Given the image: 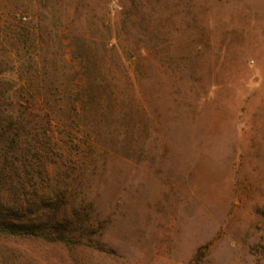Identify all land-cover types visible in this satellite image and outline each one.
<instances>
[{"label": "rangeland", "instance_id": "1", "mask_svg": "<svg viewBox=\"0 0 264 264\" xmlns=\"http://www.w3.org/2000/svg\"><path fill=\"white\" fill-rule=\"evenodd\" d=\"M16 14L77 35L114 111L63 177L95 234L10 264H264V0H0V38Z\"/></svg>", "mask_w": 264, "mask_h": 264}, {"label": "trees", "instance_id": "2", "mask_svg": "<svg viewBox=\"0 0 264 264\" xmlns=\"http://www.w3.org/2000/svg\"><path fill=\"white\" fill-rule=\"evenodd\" d=\"M14 18L0 38V264L15 262L28 244L79 246L95 234L93 225L85 231L90 204L63 177L74 176L80 141L93 142L91 122L106 123L114 111L97 81L103 77L89 69L91 57L80 59L86 72L66 71L67 46H77L78 56L85 51L77 35L63 34L56 17L46 25ZM7 42L21 83L8 75L14 58ZM75 77L81 84L72 85Z\"/></svg>", "mask_w": 264, "mask_h": 264}]
</instances>
